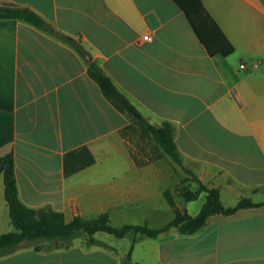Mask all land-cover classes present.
<instances>
[{
	"label": "crops",
	"instance_id": "1",
	"mask_svg": "<svg viewBox=\"0 0 264 264\" xmlns=\"http://www.w3.org/2000/svg\"><path fill=\"white\" fill-rule=\"evenodd\" d=\"M201 1L233 46L230 55L209 56L172 0H0L31 9L84 49L23 20L0 19V234L14 230L3 186L9 153L28 208L61 212L65 222L107 213L111 225L148 209L157 226L138 217L152 229L174 217L163 197L176 186L174 172L131 150L133 122L88 76L95 62L148 123L172 124L183 165L219 190L224 207L242 198L261 203L212 215L193 234L136 235L131 262L264 264V0ZM80 147L94 162L66 176L63 156ZM177 198L194 216L205 193L183 206ZM93 237L92 245L84 235L67 247L23 244L0 264H122L133 239Z\"/></svg>",
	"mask_w": 264,
	"mask_h": 264
},
{
	"label": "trees",
	"instance_id": "2",
	"mask_svg": "<svg viewBox=\"0 0 264 264\" xmlns=\"http://www.w3.org/2000/svg\"><path fill=\"white\" fill-rule=\"evenodd\" d=\"M172 1L184 12L209 56H227L233 52V46L205 11L201 0ZM0 19L23 20L56 36L71 45L81 55H84V49L78 41L55 30L38 14L27 7L0 6ZM87 74L98 85L104 97L119 112L128 115L131 121L137 123L141 130L160 147L172 162L182 167L186 174L184 180L195 184V188L190 184H182L176 187L175 191H163V197L173 210L174 217L167 224L157 229H152L146 224L113 226L109 222L107 213L89 219L74 216L70 222H65L61 212L49 208L31 209L21 203L16 187L14 157L12 153H9L2 157L4 163L3 186L8 216L14 230L0 234V257L15 251L23 244H33L40 241H48L50 243L49 247H67L70 245L71 240L78 235H84L86 243L92 245L98 243L93 235L96 232H105L116 238L132 234V243L122 264H137L132 263L130 257L136 235L157 237L171 228L176 229L181 234H193L202 228L206 224L208 217L212 215H231L240 208L261 205V203H253L247 198H242L235 206L224 207L220 200L219 190L214 187H208L191 170L183 166L173 138L174 128L169 121H162L159 126L148 123L95 62L88 63ZM93 162L94 158L86 147L66 152L63 156L64 174L66 176L71 175L80 169L90 166ZM202 192L205 193V201L196 215L192 216L186 210L179 209L176 206L175 195L184 201H193ZM35 247L39 248L38 246Z\"/></svg>",
	"mask_w": 264,
	"mask_h": 264
},
{
	"label": "rangeland",
	"instance_id": "3",
	"mask_svg": "<svg viewBox=\"0 0 264 264\" xmlns=\"http://www.w3.org/2000/svg\"><path fill=\"white\" fill-rule=\"evenodd\" d=\"M129 145L132 151L135 153L143 152V154L146 155L149 159H159L161 161H164L165 167L169 170H172L174 172V179H175V188L178 186H181L182 184H190L193 188H195V184L189 183L188 181L184 180L186 177L185 172L183 171L182 167L172 162L169 157L163 153V151L160 149V147L148 136L146 135L140 128V126L133 122L130 128L127 130ZM185 168H187L185 165H183ZM174 188V189H175ZM173 189V191H175ZM177 202L179 205L183 206L184 201L180 197H178ZM138 215H147L150 218V224L149 226H157V224L160 222V220L153 219L150 211L148 209H142L139 210L137 213ZM137 217L135 218H125L122 220H116V224H112L113 226H119L126 223H129L130 221L136 222L138 224L142 223V218ZM120 221V222H119ZM125 221V222H123ZM132 222V223H133ZM48 242V241H46ZM50 243H42L40 244V247H47Z\"/></svg>",
	"mask_w": 264,
	"mask_h": 264
},
{
	"label": "built area",
	"instance_id": "4",
	"mask_svg": "<svg viewBox=\"0 0 264 264\" xmlns=\"http://www.w3.org/2000/svg\"><path fill=\"white\" fill-rule=\"evenodd\" d=\"M150 39H151V37H150L149 34H146V35L142 36V40H143V41H148V40H150ZM245 67H246L245 64H243V63L240 64V68H241V69H244ZM252 67H253V68H256V67H257V64H253Z\"/></svg>",
	"mask_w": 264,
	"mask_h": 264
}]
</instances>
